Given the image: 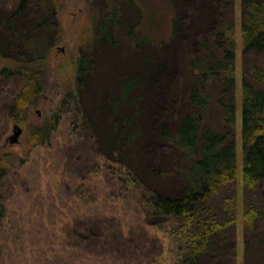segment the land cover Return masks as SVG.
Returning <instances> with one entry per match:
<instances>
[{
  "label": "trees",
  "instance_id": "obj_1",
  "mask_svg": "<svg viewBox=\"0 0 264 264\" xmlns=\"http://www.w3.org/2000/svg\"><path fill=\"white\" fill-rule=\"evenodd\" d=\"M9 1L8 6L15 7L0 17V57H8L17 44L20 59L0 75L20 77L18 91L5 99L14 113L11 119L24 122L25 111L37 105L46 87L42 62L59 40L60 26L45 18L56 15L59 6L57 0ZM29 2L39 9L32 20L25 10ZM88 4L92 29L80 46L74 91L59 109L31 126L29 135L36 145L49 143L65 111L73 135L90 139L101 159L98 165L89 159L88 172L96 167L119 182L125 198L136 197L134 207L147 221L139 229L126 228L113 212L88 206L84 217L67 226L71 244L78 248L72 258L86 253L103 264H235L236 251L228 253L226 245L238 220L239 126L244 264H264V0H241L238 39L234 0H88ZM184 5L192 11L201 7L204 31L185 52L184 92L179 94L175 79H163L155 139L171 153L152 168L143 153L150 123L145 112L148 86L154 66L177 38ZM21 16L28 23L20 30ZM7 172L0 168V223L6 217L2 188ZM170 182L178 184L175 193L164 189ZM92 188H78L74 196L89 205L97 197ZM154 228L164 229L169 248ZM166 251L170 257L163 259Z\"/></svg>",
  "mask_w": 264,
  "mask_h": 264
},
{
  "label": "rangeland",
  "instance_id": "obj_2",
  "mask_svg": "<svg viewBox=\"0 0 264 264\" xmlns=\"http://www.w3.org/2000/svg\"><path fill=\"white\" fill-rule=\"evenodd\" d=\"M15 1V0H14ZM9 0H0V17L6 16V11L14 9L8 6ZM59 10L56 15H47L45 20L50 25L59 23L60 38L50 49L47 58L42 62L46 77V87L39 97L36 106L26 111V121L11 119L14 113L8 110L6 99L16 93L21 85L20 77L0 75V168L6 169L7 177L3 183L6 198V217L0 223V249L3 258L0 264H103L97 258L79 253L78 258H72L73 249L69 236L68 225L75 219L84 217V210L90 207L92 211L113 212L124 227L139 229L145 223V217L137 213L136 197H124L119 182H112L105 176L103 170L93 168L92 162L101 164V159L94 153L90 139H82L71 132V123L65 111L59 122L58 129L52 134L49 143L36 145L31 142L30 127L38 125L46 113L61 107L66 95L74 91V75L80 46L91 34L92 19L88 0H57ZM235 2V36L239 38V23L241 0ZM14 5V6H13ZM142 5H144L142 3ZM145 15L149 10H145ZM27 17L35 19L38 7L29 2L25 8ZM201 7L192 11L186 5L179 18L177 38L172 43L166 57L156 63L149 81L146 100V116L150 123L146 127L147 141L143 147L144 158L149 167H157L171 152L155 139L159 123L158 108L163 101L162 82L165 78L175 79L179 94L184 92L186 75L184 72V56L186 50L202 33L203 17ZM23 16L18 19V29L26 26ZM15 30V27L13 28ZM166 29H163L165 31ZM2 36V35H1ZM5 41V38L2 39ZM8 57H0V72L9 66H16L15 60L20 59L21 48L14 44ZM237 100L240 96V79L242 75V55L239 41L236 44L235 61ZM181 106L178 108L180 112ZM238 124L240 121L238 119ZM21 128L18 140L11 142L13 125ZM237 149V224L231 231V242L226 249L236 251L235 264H244L243 256V204L242 177L240 171V141L239 126L236 130ZM63 157V158H62ZM89 159H93L92 162ZM98 160V161H97ZM98 167V166H97ZM115 183V185H114ZM83 187H82V186ZM95 190V197L89 205L81 198L74 196L75 190H87L88 186ZM178 184L166 183L164 189L175 193ZM95 195V196H96ZM90 198V195H88ZM91 200V199H90ZM147 221V220H146ZM146 224V223H145ZM151 227V226H150ZM167 229V227L165 228ZM162 237L164 229H152ZM165 238V237H164ZM170 238H165V247L169 248ZM85 252V249H84ZM166 251L163 259L170 257ZM81 256V258H80ZM110 261V260H109Z\"/></svg>",
  "mask_w": 264,
  "mask_h": 264
},
{
  "label": "water",
  "instance_id": "obj_3",
  "mask_svg": "<svg viewBox=\"0 0 264 264\" xmlns=\"http://www.w3.org/2000/svg\"><path fill=\"white\" fill-rule=\"evenodd\" d=\"M13 136L10 138L11 142L17 141L18 140V135L21 133V128L17 123L13 125Z\"/></svg>",
  "mask_w": 264,
  "mask_h": 264
}]
</instances>
